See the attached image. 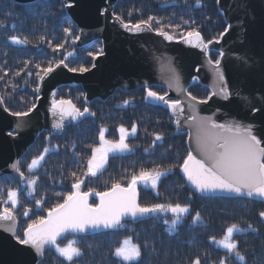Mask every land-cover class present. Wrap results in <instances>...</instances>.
<instances>
[{"label":"trees","instance_id":"obj_1","mask_svg":"<svg viewBox=\"0 0 264 264\" xmlns=\"http://www.w3.org/2000/svg\"><path fill=\"white\" fill-rule=\"evenodd\" d=\"M62 3L63 0H38L20 5L10 0H0V97L5 108L14 115L29 112L35 105L38 98L35 89L40 80L37 73L42 76L43 68L49 64L53 68L67 56V68L90 69L93 59L89 52L97 56L102 51L99 40L82 48L76 47L78 28ZM113 14L130 25L153 16L160 20V24L153 21V31L162 29L176 40L195 29L207 43L220 38V33L226 28L217 0H201L200 7H196V0H118ZM65 28L69 29V34H65ZM11 36L27 39L28 43L12 44ZM48 41H51V46ZM60 44L63 47L54 52L53 47ZM68 53L72 55L68 56ZM209 58L215 63L219 55L209 52ZM148 90L159 95L166 94L165 89L158 86H152ZM188 93L201 101L210 96L208 87L198 83L190 86ZM146 95V89L143 88L127 93L116 90L105 101L96 99L86 104L80 86L59 88L56 100H70L81 111L88 107L95 115L66 126L60 135L44 131L37 136L35 143L18 163L25 178L37 180L34 190L29 195L24 184L8 176L2 177L0 211L4 207H11L4 203L8 190H17L18 204L13 215L17 221V234L23 236L27 224L36 219L31 211L29 217H25L24 209H34L35 201L43 198L42 209L36 211L39 215L46 216L47 211L44 209L63 203V197L74 191L72 184L77 178L83 181L81 191L93 194L90 204L95 206L98 197L95 193L111 190L113 183L127 187L131 176L142 169L157 168L164 171L172 168L171 173L160 177L156 188L137 185L136 196L141 206L178 203L187 207L189 213L184 214L176 228L169 232V226L175 217L169 212H161L127 220L122 223L123 227L115 230L93 235H72L76 240L74 246L84 253L78 264H189L197 255L204 264H218L225 256L234 264H242L234 255L227 254L225 249L211 240L212 237L217 241L223 238L226 229L233 223L240 229H247L232 234V242H237L239 250L245 255L243 264H264V221L259 217V212L264 211V202L238 197H201L191 192L179 168L188 155L187 135L177 134L168 110L145 99ZM125 101L128 103L125 104ZM133 124L137 128L136 134H130L125 139L131 151L109 155L107 166L101 172L95 177L85 175L92 147L101 146L100 130H105V140L118 141V129L124 127L131 133ZM157 134L162 137L160 141H155ZM45 148L49 150L45 159L30 174L27 165ZM56 193L60 195L57 196ZM196 213L200 214L201 220L193 223ZM249 224L256 229L255 232L248 228ZM68 236L70 234L60 239L58 244ZM125 239L141 247L140 258L124 262L113 255ZM145 243L148 244L147 249L143 248ZM42 259L43 264H60L63 260L55 248L45 250ZM64 264L68 262L65 261Z\"/></svg>","mask_w":264,"mask_h":264},{"label":"water","instance_id":"obj_2","mask_svg":"<svg viewBox=\"0 0 264 264\" xmlns=\"http://www.w3.org/2000/svg\"><path fill=\"white\" fill-rule=\"evenodd\" d=\"M10 1L27 5L38 0ZM117 1L63 0L69 18L79 31L76 47L82 48L100 40L102 52L84 73L70 72L65 64L60 63L53 67L47 77L39 80L38 98L28 115H14L5 110L3 102L0 103V179L8 176L22 182L20 173L12 165H18L19 159L35 143L40 133L46 131L60 135L66 126L77 124L90 116L86 114L72 120L65 115L63 127L59 130L54 128V124L60 120L61 111H70L67 105H57L56 111H52L57 90L72 85L81 87L86 104L96 99L105 101L116 90L127 93L152 86L164 88L165 99L179 101L182 112L177 108L174 117L163 102L149 101L168 110L176 133L187 135L188 152L191 151L196 159H205L197 146L200 124L211 132L221 131L213 129V123L251 127L256 138L262 140L261 147H264V0H219L218 9L226 27L230 23L231 28L219 38L220 43L213 40L208 44L209 50H204V44L192 47L183 38L167 40L147 28L140 32L125 30L113 14ZM221 51L225 54L223 57L219 55ZM209 52H216L221 60L220 71L224 74V84L228 88L226 99L221 92L215 63H209ZM194 83L210 90V96L203 100L206 103H200L201 100L188 93V88ZM193 115L197 117L196 120H191ZM177 119L180 120L179 126L175 122ZM180 174L189 190L198 196L237 197L219 192H198L183 172L180 171ZM79 191L83 193L81 188ZM91 197L92 193L87 197L89 206ZM238 198L264 202V199L255 196ZM136 202L138 204L137 197ZM99 204L100 199L97 197ZM131 219V216H125L121 223ZM2 223L7 225L8 222ZM115 229L65 232L58 237V241L65 234L93 235ZM47 249L50 247L45 246ZM40 260L41 257L33 248L18 243L15 235L0 226V264H38Z\"/></svg>","mask_w":264,"mask_h":264},{"label":"snow or ice","instance_id":"obj_3","mask_svg":"<svg viewBox=\"0 0 264 264\" xmlns=\"http://www.w3.org/2000/svg\"><path fill=\"white\" fill-rule=\"evenodd\" d=\"M219 4V0H217ZM65 6L62 3V7ZM201 6V0H196V7ZM120 21L121 26L128 31L140 32L143 28H147L152 31V23L155 21L156 24H160V20L149 16L147 20H141L134 25L124 23L119 16L116 17ZM185 23H188L185 21ZM193 23H195L193 21ZM231 28V24L224 29V32L220 33V38H222ZM65 34H69V29H64ZM156 35L163 36L167 40H172L173 37L168 35L162 29H155ZM78 39V37H76ZM184 41L190 44L192 47H199L200 44H204V50L208 49V44L212 41L205 43L201 38V33L195 29L188 31L183 37ZM12 44H27V39L21 40L17 36L10 37ZM43 42V38H41ZM49 46H51V41H48ZM216 43H220V39H216ZM63 47V44L56 45L53 47L54 52H58ZM99 54V53H97ZM72 53H68L71 56ZM92 59H96V55L89 52ZM220 57L225 54L223 51L219 53ZM67 56L65 60H67ZM65 60H61L60 64H65ZM246 62V61H245ZM29 62H26V64ZM209 63H213L209 61ZM59 66V65H57ZM67 67V64H65ZM39 67V65H36ZM221 60H215V69L219 73V80L221 82V92L224 94L226 99L228 96V88L224 84V74L220 71ZM70 72L79 71L84 73L88 71L85 67L72 68L69 67ZM43 76L37 73L40 80L47 77L53 68L51 64L48 67L43 68ZM19 73H17L18 75ZM7 75V73H5ZM2 79V77H0ZM176 82L178 84V77H176ZM39 93V87L35 89ZM147 95L145 99H150L152 101L163 102L172 111V115L175 117L177 115V108L183 111L180 106L179 101H169L165 99L164 95H159L155 91L146 89ZM3 101L0 100V103ZM207 101H200V103H206ZM125 104L128 102L125 101ZM57 105H67L70 111H61L60 120L54 124V128L59 130L63 127V119L65 115L71 117L72 120H76L80 117H84L86 114L94 116L88 107H84L81 111L71 101L60 100L54 101L52 106V111L55 112ZM35 105H33V108ZM7 110V109H5ZM32 109L30 108L29 111ZM17 116L28 115V112L15 113ZM197 117L193 115L191 120H196ZM176 124L179 126L180 120L177 119ZM213 129H220L219 132L209 131L203 124L199 125V131L197 135V146L201 153L204 155L205 159H196L191 151L188 152L187 157L183 160V163L179 165L180 171L183 172L187 180L195 187L198 192L201 193H224L228 195H235L237 197L247 196V197H259L264 199V147H261L262 140H258L253 134L251 127H241L239 124L232 125H217L213 123L211 125ZM120 137L118 141H107L105 140V130L101 129L99 133V139L101 142L100 147H92L91 158L87 160V171L85 175L95 177L97 172L103 167V162L107 158L109 152H126L131 151L128 144L125 143V139L128 135H135L137 128L133 124L131 128V133L128 132L124 127L118 129ZM162 139L161 135L157 134L155 136V141H160ZM154 141V143H155ZM48 148L37 157L33 158L31 162L27 165L28 172L33 173L37 169L41 162L45 159V155L48 153ZM147 151V150H146ZM13 169L20 173L21 181L25 179L24 173L20 171L17 164L12 165ZM159 167V166H157ZM173 171L172 168H167L164 171H159L157 168L151 170L142 169L138 174H133L127 185V187H122L119 183H113L110 191L107 192H97L100 199V204L91 207L87 203V197L89 192L81 193L79 191L82 180L79 178L72 184V188L75 191L63 197V203H57L51 208L44 209L47 211V216L39 215L36 210L42 209L44 200L43 198L37 199L35 201L34 209L25 208L23 215L29 217L30 211L32 215L36 216V219L31 220L27 224V227L23 230V236H19L16 230V217L13 215V211L16 209L18 204L17 192L9 189L7 192V200L4 201L5 204H10L11 207H4L0 211V226L4 228L5 231L12 233L17 236V242L30 246L33 248L38 256L41 257L39 264H43V255L45 251V246L50 248H55L56 253L63 260L60 264H64L65 261L68 264H78L79 259L84 255L83 251L74 246L72 243L65 247H60L58 244V237L62 236L65 232H77L84 233L88 230H99V229H113L117 227H123L121 220L125 216H131L134 220L137 218L147 217L149 215L158 214L161 212H170L173 214L175 219L172 220L169 226V232L174 230L177 226L178 221L184 216V214L189 213L187 207H182L180 204H153L151 206H141L136 202V185L138 182L145 184H150L152 188H156L157 181L161 176H164ZM37 183L36 179H27V188L31 191L34 190V185ZM57 196L60 193H56ZM259 217L264 221V211L259 212ZM201 220L199 213L193 217V223H197ZM2 222H8L4 225ZM167 224L168 221L166 220ZM248 228L253 232L256 231L251 224ZM243 232L247 229H240L237 224L233 223L230 227L226 229V235L221 241H217L215 237H212V243L218 244L223 249H226L227 254L234 255L236 259L243 262L245 261V255L239 250V244L237 242H231L233 232ZM91 247V246H89ZM144 249L148 248V244L145 243ZM113 255L124 262H129L140 258L142 255L141 247L138 245H130L129 240H125L121 247L116 248ZM189 264H204L199 255L194 260H191ZM216 264V262H212ZM218 264H234L233 261L228 259V256L221 258Z\"/></svg>","mask_w":264,"mask_h":264},{"label":"rangeland","instance_id":"obj_4","mask_svg":"<svg viewBox=\"0 0 264 264\" xmlns=\"http://www.w3.org/2000/svg\"><path fill=\"white\" fill-rule=\"evenodd\" d=\"M176 40V39H175ZM177 40H179V39H177ZM219 59V58H218ZM126 143V142H125ZM127 152V151H126ZM115 152H109L108 153V155H107V157L110 155H112V154H114ZM108 158H106L105 159V161L103 162V167L97 172V173H99V172H101L106 166H107V163H108V160H107ZM91 177V176H90ZM27 179H29V178H25L24 179V181L23 182H18V183H22V184H24L23 185V187H25V190L27 191V193L30 191L28 188H27ZM14 180V179H13ZM16 181V180H15ZM159 181V180H158ZM158 181H157V183H158ZM137 184H141L142 186H144V187H150V188H152L151 187V185L150 184H145V183H142V182H138ZM137 186V185H136ZM19 188H21L22 189V187L20 186ZM81 188V187H80ZM16 192H18L17 190H15ZM33 191H31V193H32ZM136 194H137V190H136ZM96 205H97V202H96ZM170 213V212H169ZM170 214H172V213H170ZM173 215V214H172ZM175 219V218H174ZM234 232H236V231H234ZM233 232V233H234ZM226 235V234H225ZM224 235V236H225ZM233 236V235H232ZM224 239V237L223 238H221L220 240H218V241H221V240H223ZM125 240H128V239H125ZM125 240H123L122 241V244L119 246V247H121L123 244H124V241ZM232 237L230 238V241L232 242ZM75 242H76V240H75V238H73V236L72 235H70V236H68V237H66L61 243H59V246L60 247H65V246H67L68 244H70V243H72L73 245L75 244ZM130 245H133L131 242H130ZM218 247H220L218 244H216ZM220 248H222V247H220ZM223 249V248H222ZM226 250V249H225Z\"/></svg>","mask_w":264,"mask_h":264}]
</instances>
